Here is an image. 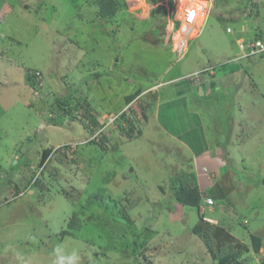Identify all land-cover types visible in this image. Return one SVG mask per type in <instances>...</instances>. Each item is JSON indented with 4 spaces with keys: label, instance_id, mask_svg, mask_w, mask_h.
<instances>
[{
    "label": "rangeland",
    "instance_id": "rangeland-1",
    "mask_svg": "<svg viewBox=\"0 0 264 264\" xmlns=\"http://www.w3.org/2000/svg\"><path fill=\"white\" fill-rule=\"evenodd\" d=\"M117 1L103 17L96 0H0V264H53L57 246L77 264H264V52L247 48L264 0ZM186 88L220 170L166 131L194 123ZM215 184L213 205L175 195Z\"/></svg>",
    "mask_w": 264,
    "mask_h": 264
},
{
    "label": "crops",
    "instance_id": "crops-1",
    "mask_svg": "<svg viewBox=\"0 0 264 264\" xmlns=\"http://www.w3.org/2000/svg\"><path fill=\"white\" fill-rule=\"evenodd\" d=\"M211 72H213V71H211ZM212 85L213 84L207 86V84H203L202 87L208 88V90L210 91V90H213ZM208 90L206 89V91H208ZM186 91H188V88H186L185 91H183L181 89V92L178 93V95H176L173 98V101L176 104H178L180 107H182L184 109V111H186L189 116L194 117L191 119L194 120L193 122L195 124L194 123L192 124V122H190L191 123L190 125H188V124L187 125H181V128L178 127L177 131H176V129H177L176 126H175V128L165 126L164 125L165 119H163V122L161 124H163V126L166 127V129H167L166 131L169 132V134L173 137V139H175V141H178V143H180L181 147H183L182 149H184V148H186L187 150L190 149L188 151L190 153H193V154L194 153H201L206 149L208 152L207 157H208V160H210L212 162V167L214 169L220 170V168L223 167L222 162L224 161V159L216 156L217 150L215 149L216 148L215 145H214L215 147L212 148L211 145L208 144V142L206 144V140H207L206 130L202 126L200 128L198 126V123H197L200 120L198 118L199 113H200V110H199L200 107L199 106L193 107L190 105V101H191V99H193L192 98L193 95H191L189 91L188 92H186ZM193 91H194V89H193ZM193 91H192V94L195 93V91L194 92ZM162 98H163V96L159 99L157 106H155V111H154L155 116L158 117L159 119L163 113L162 106L165 104L172 103V102L163 101ZM194 100L196 101V105H198L199 102H198L197 98H194ZM191 119H189V120H191ZM170 121H171V118H170ZM170 121H169V123H170ZM216 157L220 158L219 159L220 161L216 160L217 159ZM216 184L213 185L212 188L216 187ZM209 195H211V194H209ZM214 201L217 202L215 199H214ZM204 204L207 205L205 202H204Z\"/></svg>",
    "mask_w": 264,
    "mask_h": 264
},
{
    "label": "trees",
    "instance_id": "trees-1",
    "mask_svg": "<svg viewBox=\"0 0 264 264\" xmlns=\"http://www.w3.org/2000/svg\"><path fill=\"white\" fill-rule=\"evenodd\" d=\"M195 1H201V0H195ZM96 3L99 6L100 14L103 17L112 16L118 11L119 4H118L117 0H96ZM259 38H262V37L259 36ZM28 77H29V79H31V81L34 82L35 85L38 83L37 80L35 79V74H30ZM40 89H41V86H40ZM41 91H42V89H41ZM136 95L137 94H135V93L129 94L127 97L128 102H131L136 97ZM72 101L73 100L70 98L60 99V100L56 99L55 101L53 100V102L50 104L51 105L50 108L53 111H54V109H56V111L59 114L63 115V113H66L69 111L68 107L72 105V103H73ZM144 115L146 116V114H144ZM125 118L128 119V116H127V113L123 111L121 114L120 121H122V120L124 121ZM94 121L96 123H97V121L99 122L98 118ZM119 124H120V122H119ZM131 127H132V125H131ZM47 153H48V150H45L44 158L47 156ZM175 195H176L177 200L184 205L199 206L203 202L202 194H201L197 185H195L193 187H191V186L188 187V186L182 185L179 188L175 189ZM211 195L214 197L213 199H215L216 201L218 198H220L219 196H221L222 198L227 197L226 191L222 190L221 192H219V190L216 189V187L211 189ZM210 225H214V224H210ZM202 229H203L202 224H199L194 228V231L196 233L200 234L201 237L205 241H207V245H209V247H210V242L212 240L211 239V233L209 231L203 233ZM252 240H253L254 249L256 251H259L261 248V245H262L261 244L262 238L258 235H253ZM210 249L213 250V247L211 246Z\"/></svg>",
    "mask_w": 264,
    "mask_h": 264
},
{
    "label": "built area",
    "instance_id": "built-area-1",
    "mask_svg": "<svg viewBox=\"0 0 264 264\" xmlns=\"http://www.w3.org/2000/svg\"><path fill=\"white\" fill-rule=\"evenodd\" d=\"M247 48H249V50H250L248 52L249 54L263 52L264 51V40L261 39V38L255 39L254 41H252L251 43H249V45H248ZM195 74L197 76H199V74H197V72ZM40 85H42V84H40ZM122 112H123V110L122 111H119L117 113H114V112L113 113H110L105 118V121H102L101 122L100 119H99V121L102 124V126L105 125V123H106V125H110V124L113 125V124H115L116 126H118L119 122H121L120 121V118H121ZM63 114H65V113H63ZM203 200H204V202L207 205H213L214 204V199L211 196H209V195H207V196L204 195Z\"/></svg>",
    "mask_w": 264,
    "mask_h": 264
},
{
    "label": "clouds",
    "instance_id": "clouds-1",
    "mask_svg": "<svg viewBox=\"0 0 264 264\" xmlns=\"http://www.w3.org/2000/svg\"><path fill=\"white\" fill-rule=\"evenodd\" d=\"M259 39V38H258ZM262 39V38H261ZM264 52V51H263ZM262 53V52H261ZM204 72L206 71H213L211 67H205L202 69ZM196 73V72H195ZM200 73V72H199ZM201 74V73H200ZM125 108L123 109V111ZM122 111V110H119ZM117 111V112H119ZM115 112V113H117ZM125 112V111H124ZM99 120V118H98ZM100 122V121H99ZM101 124V123H100ZM215 202V201H214ZM55 259L53 261V264H77L79 260L78 254L73 251L71 255H65L63 253V249L60 246H57L54 250Z\"/></svg>",
    "mask_w": 264,
    "mask_h": 264
}]
</instances>
